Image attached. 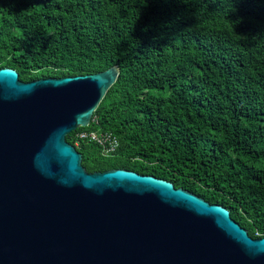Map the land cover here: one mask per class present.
<instances>
[{
	"label": "trees",
	"instance_id": "16d2710c",
	"mask_svg": "<svg viewBox=\"0 0 264 264\" xmlns=\"http://www.w3.org/2000/svg\"><path fill=\"white\" fill-rule=\"evenodd\" d=\"M121 74L67 136L89 173L170 181L264 237V0H0V68ZM82 132L112 134V154Z\"/></svg>",
	"mask_w": 264,
	"mask_h": 264
},
{
	"label": "water",
	"instance_id": "95a60500",
	"mask_svg": "<svg viewBox=\"0 0 264 264\" xmlns=\"http://www.w3.org/2000/svg\"><path fill=\"white\" fill-rule=\"evenodd\" d=\"M121 74L24 82L0 68V264H264L226 207L127 169L89 173L67 136Z\"/></svg>",
	"mask_w": 264,
	"mask_h": 264
},
{
	"label": "built area",
	"instance_id": "2783aa9c",
	"mask_svg": "<svg viewBox=\"0 0 264 264\" xmlns=\"http://www.w3.org/2000/svg\"><path fill=\"white\" fill-rule=\"evenodd\" d=\"M80 141L94 142L103 148V155L108 156L115 152L118 141L112 134L98 132H82L77 135V144Z\"/></svg>",
	"mask_w": 264,
	"mask_h": 264
},
{
	"label": "rangeland",
	"instance_id": "374dc122",
	"mask_svg": "<svg viewBox=\"0 0 264 264\" xmlns=\"http://www.w3.org/2000/svg\"><path fill=\"white\" fill-rule=\"evenodd\" d=\"M77 143V142H76Z\"/></svg>",
	"mask_w": 264,
	"mask_h": 264
}]
</instances>
